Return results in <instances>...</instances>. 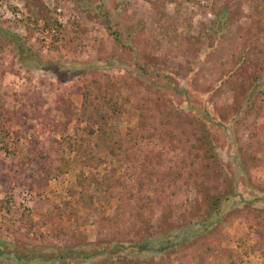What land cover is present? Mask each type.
<instances>
[{
  "label": "rangeland",
  "instance_id": "1",
  "mask_svg": "<svg viewBox=\"0 0 264 264\" xmlns=\"http://www.w3.org/2000/svg\"><path fill=\"white\" fill-rule=\"evenodd\" d=\"M0 33V106L27 124L0 129V252L31 255L0 253V264H264V202L236 204L209 233H190L215 208L207 191L219 183L204 178L205 154L183 113L184 100L199 104L251 44L257 106L237 117L241 97L222 85L214 155L220 184L264 198V0H0ZM12 35L26 43L23 53ZM138 61L165 80L140 79ZM167 80L178 91L162 88ZM94 82L121 95L122 149L76 120L64 130L66 103L79 113ZM67 136L77 144L58 152ZM90 181L111 193L92 190L78 206ZM84 243L108 252L51 257Z\"/></svg>",
  "mask_w": 264,
  "mask_h": 264
},
{
  "label": "trees",
  "instance_id": "2",
  "mask_svg": "<svg viewBox=\"0 0 264 264\" xmlns=\"http://www.w3.org/2000/svg\"><path fill=\"white\" fill-rule=\"evenodd\" d=\"M223 18L219 17L218 20L221 21ZM53 26L54 23L51 24L50 21L46 20V28H51ZM108 30L110 31L117 44H123L121 39L122 35L119 30H113L111 26L108 27ZM132 33L129 34V37H131ZM1 34L2 33H0V37L2 36ZM9 42L17 45L18 52L20 51V53H23V49L25 48L26 43L19 35H12ZM253 58L254 56L252 45L247 44L241 56L235 59L234 65L231 70L224 76L223 80H221V84L210 88L206 92V97H204V94H200L198 96V99L200 101L199 104H194L192 103V100L190 101L189 99L184 100V102L186 103L183 112L185 114L184 116L188 117L189 124H191L193 130H195L197 142L199 143L201 150H203V153L205 154L202 158L203 164L199 165L201 166V169H208L204 175V178L212 177L219 183L216 188H212V190L207 191V199L209 197L208 201H210L211 206H214L215 208H211L209 211H207V216H203L199 223L194 225L193 229H190L192 231L190 233L193 235V238L197 237L198 235L200 236L209 233L215 228V226L217 227L222 221L227 220L230 211L234 209V205H240L243 203L247 205H255L264 202V198L260 195L256 196L254 192H249L248 194L241 192L236 184H227L226 186L220 184L221 179L224 178V175L221 173V167H223V163L222 161H218V159L214 155L215 142L218 140V135L220 134L218 128L219 126H221V123L217 118L219 114L215 112L214 109V107H217L214 102L221 95L218 90L222 87V85L225 82L229 83L234 87V90H236L238 95L241 97L237 108V117H242V115L244 117L246 114L256 109V98L258 97L257 93H261L259 89L261 79L257 72H252L255 68ZM137 64V76L140 79L148 80L151 82V77H159L160 79L165 80V78H163L160 73L152 69L151 64L149 65L148 63L140 62ZM40 67H43V65H40ZM82 70L83 69H78V71L72 72H74V74L85 72ZM169 80H172L173 82L174 79ZM169 80H167L168 84L161 87L170 92L178 91L176 84L172 82L170 84ZM246 80H250L248 81L249 83H246ZM189 91L190 90L186 87L185 93ZM122 104L123 102L121 101V95L118 94L115 88H110L107 85H102L99 82H94L83 91V102L81 108L79 109V113L73 110V104L66 103L64 111L68 110L69 113H64V115L67 117V123L64 125V130L67 129L69 123H71L72 120H76L77 125L85 124L87 126V129L92 137L99 134L102 138L104 137L108 142L114 144L115 147H120L122 149L124 145H120V143L117 142L119 141L117 139L119 138V136L115 134V130L117 131L118 128L116 119L121 114ZM0 107L2 109H5L4 112L0 110V129L11 128L12 125L26 127L27 124L22 120L19 112L10 111L6 108V106ZM189 114L194 116L191 117L189 116ZM225 118L228 119L229 116H225ZM76 144L77 141L75 137L67 136L62 141H58V152H65L64 148L67 147L71 149ZM32 153L34 158H42L45 162H47L49 159V156L43 152L37 153L32 151ZM2 185L6 187V184L3 182ZM104 188L105 187H103L99 181L92 184L90 181V185H84L83 189L81 190L82 198L77 205H89V200L86 198V196L90 195L92 190L98 193H111L110 187L105 189ZM2 210L4 209L2 208ZM212 235L221 236V232L220 230H218ZM84 244L78 246L76 250H62L58 252V254L56 253L51 257L58 262H64L68 260L71 261L72 258H82L83 260H90L104 254L105 252H108V249L97 248L96 243H89L87 245ZM121 248L125 250L128 249H126L125 246ZM141 248L142 246L138 247V249ZM147 249L148 248H146L145 250ZM0 253H13L14 256L19 260H24L26 258L28 259L31 257V255L29 257H27L26 255H18L14 248H10L9 251L1 250Z\"/></svg>",
  "mask_w": 264,
  "mask_h": 264
}]
</instances>
